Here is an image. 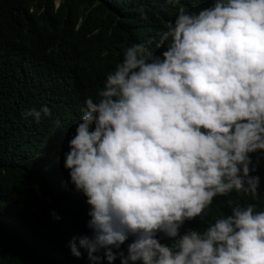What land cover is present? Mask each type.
Here are the masks:
<instances>
[{
	"label": "clouds",
	"instance_id": "9594fccd",
	"mask_svg": "<svg viewBox=\"0 0 264 264\" xmlns=\"http://www.w3.org/2000/svg\"><path fill=\"white\" fill-rule=\"evenodd\" d=\"M156 48L124 49L85 101L64 167L90 207L91 236L67 246L92 264L100 253L108 264H264L255 205L228 199L231 214L181 234L185 222L205 221L217 196H259L251 154L264 153V0L180 7ZM42 114L50 110L25 113Z\"/></svg>",
	"mask_w": 264,
	"mask_h": 264
},
{
	"label": "trees",
	"instance_id": "16d2710c",
	"mask_svg": "<svg viewBox=\"0 0 264 264\" xmlns=\"http://www.w3.org/2000/svg\"><path fill=\"white\" fill-rule=\"evenodd\" d=\"M213 3L0 0V264H92L85 249L76 258L67 246L73 237L91 236L90 207L64 167L85 101L96 98L124 49L143 44L159 53V33L174 24L180 7L198 13ZM45 106L50 114L39 122L25 115ZM251 155L259 159V196H217L205 221L185 222L181 234L231 214L228 199L264 211V153ZM131 242L120 250L127 254ZM98 255L99 264H108Z\"/></svg>",
	"mask_w": 264,
	"mask_h": 264
},
{
	"label": "rangeland",
	"instance_id": "374dc122",
	"mask_svg": "<svg viewBox=\"0 0 264 264\" xmlns=\"http://www.w3.org/2000/svg\"><path fill=\"white\" fill-rule=\"evenodd\" d=\"M59 2V0H57Z\"/></svg>",
	"mask_w": 264,
	"mask_h": 264
}]
</instances>
